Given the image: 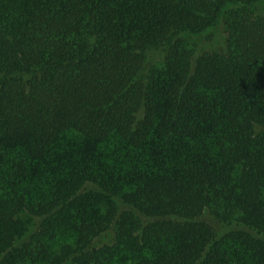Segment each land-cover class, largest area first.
<instances>
[{
  "label": "trees",
  "instance_id": "16d2710c",
  "mask_svg": "<svg viewBox=\"0 0 264 264\" xmlns=\"http://www.w3.org/2000/svg\"><path fill=\"white\" fill-rule=\"evenodd\" d=\"M0 264H264V0H0Z\"/></svg>",
  "mask_w": 264,
  "mask_h": 264
},
{
  "label": "rangeland",
  "instance_id": "374dc122",
  "mask_svg": "<svg viewBox=\"0 0 264 264\" xmlns=\"http://www.w3.org/2000/svg\"><path fill=\"white\" fill-rule=\"evenodd\" d=\"M217 41H218V40L213 41V43H214V44H213V45H214L213 47H214V48L217 47V44H216V43H219V42H217ZM214 48H212V49H214Z\"/></svg>",
  "mask_w": 264,
  "mask_h": 264
}]
</instances>
